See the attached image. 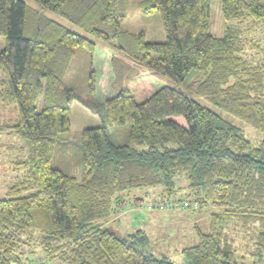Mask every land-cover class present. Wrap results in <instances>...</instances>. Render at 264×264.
<instances>
[{"label":"trees","instance_id":"1","mask_svg":"<svg viewBox=\"0 0 264 264\" xmlns=\"http://www.w3.org/2000/svg\"><path fill=\"white\" fill-rule=\"evenodd\" d=\"M34 1L88 37L23 0H0V102L14 103L18 111L14 122L0 128L28 148L26 159L16 163L22 173L0 197V264H34L30 255L36 250L44 261L65 264H175L147 252L144 230L120 235L107 223L137 189L155 187L144 195L166 201L149 207L170 208L179 175L188 181L185 203L177 199L182 208H214L208 231L195 226L196 244L182 248L186 264H243L231 234L237 226L260 255L264 140L252 143L185 90L163 85L137 100L119 86L130 67L126 59L179 83L195 72L200 79L194 94L264 133V57L253 60L256 54L248 52L261 49L244 35L249 30L237 24L220 36L210 34V0ZM220 2L226 21L264 23V0ZM127 3L145 15L159 12L165 39L146 41L142 31L123 30ZM98 42L116 53L114 93L103 99L92 66ZM74 98L102 117L100 125L84 127L76 143L62 136ZM67 142L80 150L82 182L53 164L55 146ZM143 200L131 202L140 206Z\"/></svg>","mask_w":264,"mask_h":264},{"label":"rangeland","instance_id":"2","mask_svg":"<svg viewBox=\"0 0 264 264\" xmlns=\"http://www.w3.org/2000/svg\"><path fill=\"white\" fill-rule=\"evenodd\" d=\"M30 8L41 10L44 16L53 18L67 27L69 30L80 33L88 37L83 30L68 22L67 20L59 17L47 8L42 7L34 0H23ZM124 10L127 12V17L121 24L123 30L137 33L142 31L146 41H163L165 39V30L162 24L159 12L150 15L143 14L134 3H127L124 5ZM241 28H247L249 31L244 35L247 39L259 44V51L256 49L248 50L251 54H256L253 60H260L264 57V23L251 22L250 19L243 21H226L221 13L220 0H210L209 11V33L214 36L223 34L225 27L228 25H237ZM101 43V42H100ZM100 43L96 45V50L93 57L92 66L95 72L96 80V94L97 97L103 99L106 96H111L114 91L112 84L114 82V73L112 70L111 59L116 55L114 50L109 46H101ZM4 46V37L0 35V49ZM130 66L124 71L123 80L119 86L128 87L134 94L137 100H142L147 97L151 92L163 85H169L181 90L187 91L188 95L193 97L200 105L205 106L223 118L239 127L245 137L252 143H257L264 140V133L259 131L252 125H249L240 119L226 113L223 109L219 108L212 101L207 98L197 96L194 94L193 89L197 85L200 75L193 72L184 83L163 78L150 72L145 67L126 59ZM134 67V68H133ZM136 69H138L137 77ZM126 76V77H125ZM86 83V81H84ZM85 85V84H84ZM83 90L80 91L82 96L85 95ZM37 109L42 106V98L38 96L35 100ZM18 111L16 104H4L0 102V125L8 122H14L17 119ZM70 127L68 131L62 134L66 139L71 142H78L80 132L84 127L100 125L102 117L93 113L89 108L84 106L81 101L74 98L70 106ZM28 148L26 143L18 138L10 131L0 128V197L5 196L7 189L22 173V167L16 165L19 161L26 159ZM53 164L61 167L66 173L73 175L78 181L82 182V161L81 153L75 144L70 142L59 144L55 146ZM188 181L183 175L176 178L177 190L175 195L170 197L171 207L167 209H155L149 207L160 198L157 194L144 195V191L154 188L137 189L130 193L129 199L126 201L124 209L120 212L115 220L107 223L109 230L120 235H128L137 229L145 231L149 238L147 252L156 257H166L175 264H186L181 250L182 248L194 245L197 242L195 234V226L201 231L207 232L210 223V214L214 208H182L181 201H184V195L188 192ZM154 193V192H153ZM129 194V193H128ZM143 197L140 206H134L131 202L133 198ZM127 198V196H126ZM194 207V208H193ZM238 229L232 230V235L235 238V245L240 247L236 250L238 261L243 264H264V250L259 255L256 253L255 246L251 245L248 235H243ZM243 233V232H242ZM238 236V237H237ZM237 237V238H236ZM31 256V262L34 264H65L59 262L57 259L43 260L41 254L36 250ZM24 261V262H23ZM21 264H25L23 260ZM28 262V261H27Z\"/></svg>","mask_w":264,"mask_h":264}]
</instances>
